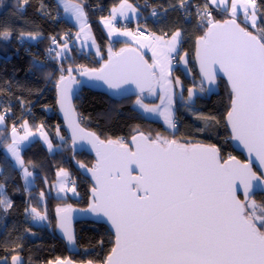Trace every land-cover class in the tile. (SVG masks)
Returning <instances> with one entry per match:
<instances>
[{"label": "snow or ice", "instance_id": "6c2138e0", "mask_svg": "<svg viewBox=\"0 0 264 264\" xmlns=\"http://www.w3.org/2000/svg\"><path fill=\"white\" fill-rule=\"evenodd\" d=\"M28 2L18 0V10L22 12ZM212 6L222 8L229 18L216 20L210 10ZM171 7L190 15L189 9L193 6L189 0H176ZM43 8L41 4L38 10L43 11ZM63 8L65 13H72L83 32L87 18L85 5L75 0H63ZM128 12L137 14V7L128 0H120L119 7H113L109 17L102 18L105 27L110 30L109 35L113 32L132 35L113 26L117 14L127 16ZM241 14L244 17L243 26L237 22ZM152 15L156 16L157 12L153 11ZM196 16L204 29L203 34L196 38V59L202 77L199 90L205 91L202 86L204 81L215 83L217 70L224 73L230 86L226 128L230 130L231 140L238 141L250 156L255 153L260 171L253 170L251 161L242 163L231 155L225 159L221 146L217 144L182 143L160 134L153 138L151 134L138 132L131 137L130 147L123 139L105 141L95 133H86L97 155L96 165L87 169L95 182L90 189L88 210L104 216L115 235L114 246L103 264H264V202L257 203L254 199L257 190L264 193V3L258 0H204L202 6H196ZM14 31L7 23L0 26V40H10ZM41 35L39 31L21 30L18 38L37 40ZM151 36L156 49L151 65L142 57L125 55L126 51L131 52L130 49H121L119 54H113L109 49L106 63L99 69H84L81 75L92 76L114 89L131 81L141 92L144 83L150 84L156 79L162 91L165 90L173 83L167 78L172 54H179L184 33L176 28L170 36L168 33L162 36L152 33ZM60 39L63 40L62 45L56 37H51L52 43L60 50L49 48L50 58H62L71 51L68 37ZM54 51L55 57H51ZM186 56L187 53L180 57L185 64ZM55 72L59 73L57 102L65 109L73 69H65L61 65L47 74L46 79L50 80ZM174 83L180 85L181 81L177 77ZM194 94V90L189 88V99ZM161 100L163 102V96ZM136 103L145 111H158V108H147L139 98ZM9 111L10 108H4L0 124L4 123ZM165 113L166 123L175 128L171 112L166 108ZM198 118L205 120L207 127L219 124L214 117ZM21 127L25 129L24 136H18L13 124L11 142L6 148L27 184L33 174L21 155V142L32 133L27 120ZM76 130L84 132L79 125H76ZM40 135L51 151L53 146L46 134L41 132ZM27 164L31 165V162ZM80 167L85 166L81 164ZM137 170L138 175H133V171ZM67 175L64 168L57 172V177ZM4 187V183H0V209L7 212L13 202L4 194ZM66 187L61 182L60 191H65ZM69 190L77 194L74 185ZM43 196L41 192L40 197ZM70 210L71 205H68L64 209L57 208L56 213L57 226L72 242L74 236L67 226L68 217L60 216L61 212ZM24 211L30 213L33 220L47 219L36 207H26ZM19 247L22 245L8 250L13 253L11 264H24L17 253ZM0 264H9L8 257L0 260ZM48 264L53 262L48 261ZM55 264L72 262L57 258Z\"/></svg>", "mask_w": 264, "mask_h": 264}, {"label": "trees", "instance_id": "16d2710c", "mask_svg": "<svg viewBox=\"0 0 264 264\" xmlns=\"http://www.w3.org/2000/svg\"><path fill=\"white\" fill-rule=\"evenodd\" d=\"M76 1L85 5L93 40L102 56L98 59L94 53L86 55L79 52L78 47H70L69 54L58 64V60L50 58L47 53L51 37H56L62 45L63 40L60 38L66 30L75 31V28L66 18L64 21L59 19L63 14L56 1L29 0L21 12L18 10V0H0V26L7 23L15 29L10 40H0V114H3L5 107L10 108L5 118L6 127L0 129V168L3 169L0 183H4V194L13 202L12 208L7 212L0 209V260L8 257L10 262L13 253L8 250L22 245L17 248V253L24 259V264H48V261L55 262L57 258H70L75 263L85 264L92 261L93 264H98L105 261L114 246L112 234L99 223H76V254L72 255L68 254L67 247L56 233L57 208L71 205L73 209H84L89 204L91 185L82 177L79 168L81 164L90 167L93 159L84 152H75L70 141L66 139L55 107L59 73L55 72L50 80L46 79V76L61 65L65 69L71 67L72 73L76 75L84 69H98L109 57V49L113 54L121 49L137 52L128 43L108 40L101 27L100 15L108 16L109 10L117 6L120 0ZM258 2L264 3V0ZM174 3L176 0H161L158 6L167 9L165 17L156 24L148 23L147 27L155 34L166 32L169 36L173 30L180 28L184 37L178 56L185 53L192 55L196 38L203 34L204 29L195 16L185 21L179 9H172L171 5ZM41 4L44 5L43 11L38 10ZM212 14L216 20L227 19L226 15ZM21 30L39 31L42 35L37 40L19 39ZM177 77L181 81L182 76L175 68L172 80L175 81ZM218 89V96L211 97L209 101L198 100L194 106L186 104L184 97H178L174 111L175 120L178 122L175 130H166L160 122L152 121L141 114L134 107V101L138 98L134 96H110L91 87H83L75 99L74 106L80 118V125L95 133L101 140L125 139L127 142L138 132L151 134L153 138L160 134L182 143L217 144L221 146L225 159L234 155L242 161V157L231 149L230 136L225 128L224 118L230 107V90L223 80L219 81ZM198 117H214L219 124L207 127L205 120ZM25 120L33 131H38L40 127L46 129L52 144L59 148L51 153L38 140L21 150L26 166L34 172L35 185L28 191L24 189L19 170L13 166L2 149L9 140L13 124L17 127ZM57 128L65 139L60 145L52 134ZM29 161L31 165L27 164ZM45 162H49L47 171L40 168ZM60 168L71 172L70 180L76 185L77 197L65 196L60 199L54 194L49 196L46 193V184L51 185L56 170ZM41 192L45 194L43 198L40 197ZM254 199L257 203L264 202L263 195H256ZM26 207H36L40 213L44 212L47 215L46 224L42 227L35 226L29 213L24 211Z\"/></svg>", "mask_w": 264, "mask_h": 264}, {"label": "water", "instance_id": "95a60500", "mask_svg": "<svg viewBox=\"0 0 264 264\" xmlns=\"http://www.w3.org/2000/svg\"><path fill=\"white\" fill-rule=\"evenodd\" d=\"M238 23L241 24V22H239V21H238ZM241 26H243V25L241 24ZM194 47L195 48H194L193 54L192 55L187 54V56L185 57V59L187 60V64H185L184 62H182L179 59L177 66H176V69H178L183 74L184 78L186 79L191 74L189 66L193 65L194 69H196L197 79H199L200 85H201L202 77L200 74V65L196 59V41H195ZM125 50H129V49H125ZM119 53L120 52L114 53V54H119ZM129 54L133 55V56L142 57L143 60L149 64L148 60H146V58L143 55H141L138 51L136 52V51L131 49L130 53L127 51L125 52V55H129ZM181 56H185V54H183ZM107 60H108V58L104 61V63H106ZM69 79H70V83H69V90H68V102L65 106V109H62L60 103L57 102L58 101L57 89H56V105H55V107H57V115L61 121V128H63L66 139H68L70 141V145H71L72 149H74L75 152H77V153L84 152L93 159V163L90 167L85 166L84 168H81V167L79 168L82 177H85L87 179V181L90 182V185L92 187L95 182L92 179V173L87 171V169L92 168L94 165H96L97 155H96V149L89 142V137H87V135H85V134L86 133H93V132H90L89 130H87L86 128H84L80 125V118L78 117V114L76 112V108L74 106V102H75L76 97L78 96L79 92L82 90L83 87H88V88L91 87V88L97 90L98 92H103V93L108 94L110 96L113 95L116 97H123V96L140 97V96L144 95L145 93H149L154 88L155 81L152 80L150 84L144 83L143 84L144 90L141 92L140 88L137 87V84L133 83L131 81H129L128 83H122L120 85L119 89H114V88H109L103 81L97 80L92 76L81 75V72L77 75L72 73V75ZM220 80H223L226 83L227 88L230 90V86L228 84L227 77L224 75V73L222 71L217 70V77H216L215 83L209 84L207 81H204L203 85H202L203 88L205 89L204 92H201L200 90H197L196 88L192 87L195 94L193 95V97L191 99H189L188 91H187V94L185 96L184 101H186V104L194 106L196 104V100H198V99L203 100V101H209V99L211 97L218 96L219 91H220V89H218V84H219ZM149 88H151V90H149ZM181 90H182L181 87L177 88L179 98H181V96H182ZM224 121H225V118H224ZM76 125H79V128L83 129L84 132L81 133L78 130H76ZM225 128H226V121H225ZM74 130H75V140H73ZM226 131L228 132V134L230 136V130L226 128ZM135 135H137V134H135ZM230 142H231V149L233 150V152L237 153L238 155H240L242 157V161L240 159H238L237 157H236V159L242 163H248L249 161H251V166H252L253 170L259 172L260 171V162L256 159L255 153H252L250 156L248 150L245 149L241 144H239L238 141H233L230 138ZM127 143L131 147V139H129V141ZM133 167H135V166H133ZM133 175H138V170L133 171ZM256 195H263L264 196V193L257 190L255 196ZM241 199H243L242 195H241ZM90 200H91V191H90V197H89L88 202H90ZM88 207H89V204L86 207H84V209H76V208L73 209V208H71V210L69 212H67V213L61 212V214H60L61 218H63L65 215H67V217H68V225L67 226H68L69 231L74 236V240L72 242H70L67 239V237L64 235V231L60 227L57 226L56 233L60 237V239L64 242L65 246L67 247V252L69 255L76 254V246H75V239H76L75 225H76V223L91 222V223H99V224L103 225L109 231V233L112 234L113 244H114L115 235H114V229L111 227V224L107 221V219L104 216L99 215L97 213H94L92 211H89ZM55 214H56V225H58L57 213H55ZM22 260L24 262L23 258H22ZM64 261H71L72 264H82V263H77V262L75 263L70 258H66ZM9 264H11V260H10ZM53 264H55V262H53ZM85 264H88V262ZM98 264H103V263H98Z\"/></svg>", "mask_w": 264, "mask_h": 264}, {"label": "crops", "instance_id": "0c3cea01", "mask_svg": "<svg viewBox=\"0 0 264 264\" xmlns=\"http://www.w3.org/2000/svg\"><path fill=\"white\" fill-rule=\"evenodd\" d=\"M129 3L131 4L130 1H129ZM119 4H120V2L115 7H119ZM213 7H215V6H213ZM111 9L109 10L108 15H110ZM218 9L219 10H222V8H218ZM137 16H138V14H133L131 12H128L127 13V16H120L119 14H117L116 19L124 18V19H127V20H130V19L131 20H136L138 18ZM65 17H66V20H68V22L75 28V31H78V33H79L80 31L75 26V23L73 22V20H70L69 18H67V16H65ZM238 19H239V21L241 23H244V17H243L242 14L239 16ZM87 24H88V22H87ZM101 27L104 30V32H105L106 37H107L108 40H110L111 42H114V41H117V42L123 41L125 43H128L130 46L132 45L135 48V50H137L141 55H143L146 58V60H148L149 65H151L153 63V51L156 50V49L153 46L152 37H147V36H141L140 37V36H134L133 34L131 36H124V35H120L117 32H113V34L115 35L114 36L115 38H110V37H108L110 30L108 31L107 29H109V28L105 27V21H102L101 22ZM125 30H127V29H120V32H123ZM127 31H129V32L132 33L131 30H127ZM80 36L81 35L77 36L78 37V40L81 43V46L80 47L77 46L79 52H83L86 55H88L89 53H94L97 58H100L102 56V54H101V51H98V46L96 45L97 46L96 49L90 48L87 51V49H86L87 47H86L84 41L82 40V38ZM156 36H158V34H156ZM134 37H137L138 40L135 39ZM59 50L60 49L58 48L57 51H59ZM180 50H181V48L179 46V52H180ZM98 52H99V55L97 54ZM174 56H177V54L176 53H173L172 54V57H174ZM175 67H176V64L174 65L171 62V65H170V68H169L170 75L167 78L169 80L173 81V83L171 85H168L165 88V90L162 91L160 89V88H162L161 84L158 83L156 79H154L153 81H155V85H154V88L149 92V94H145L144 97H138L142 101L143 105H145L147 108H149V109L158 108V111H145V108L144 107H141V105H138L136 103V101H137L138 98L136 99V101H134V103H135L134 104V107L141 114H144V116H146L148 119H150L152 121H155V122L158 121V122H160L166 128L169 127V125H168V123H166L165 114L164 115L161 114V113H164L165 112V109L166 108L172 113V119L173 120L175 119V112H174V110H175V105L177 103L176 102V99L178 98V91H177L176 85L174 83V80H172V73L175 70ZM156 72H157V78H158L159 77V68L156 69ZM162 96L164 97L163 102L161 100V97ZM169 98L171 99V103H169ZM20 126L21 125H19L18 128H21ZM40 129H42L45 132H47V130L44 129V128H41V127L38 128L39 131H40ZM55 130H57V129H55ZM9 134H10L9 135V139H10V137L12 136V130L11 129H10V133ZM17 134H18V136H24L25 135V130H23V132L20 133V130L18 129L17 130ZM59 137L60 138L58 140L57 139L56 140H57L58 144L60 145L61 143H63L65 141V139L64 138L61 139V137H62L61 134L59 135ZM38 140H40V139H39V137L37 136L36 133L30 135L27 140L21 142V150L24 147H26V144L27 143H31L33 141H38ZM40 141L42 142V140H40Z\"/></svg>", "mask_w": 264, "mask_h": 264}, {"label": "rangeland", "instance_id": "374dc122", "mask_svg": "<svg viewBox=\"0 0 264 264\" xmlns=\"http://www.w3.org/2000/svg\"><path fill=\"white\" fill-rule=\"evenodd\" d=\"M56 1V3H57V6L59 7V9L62 11V14L64 15V17L65 16H67V18H69L70 20H73V22L75 23V26L77 27V29L80 31L79 33V35H81L80 37L82 38V40L84 41V43H85V45H86V49H87V51L90 49V48H94V49H96V45H97V43L95 42V44H93V36H92V30H90V27H89V25L87 24V22H88V19L86 18V21H85V28H84V31L83 32H81V28H80V24L76 21V19H75V17L72 15V13L71 12H68V13H65L64 12V8H63V0H55ZM75 2L76 3H80V2H78V1H76L75 0ZM85 11H86V9H85ZM86 14H87V12H86ZM66 18V17H65ZM103 21V20H102ZM101 21V22H102ZM108 31H109V29H107ZM115 35L112 33L111 35H109L108 37H110V38H115L114 37ZM75 42H76V44H74V45H69L68 44V47H69V49H70V47H77V46H81V43H80V41L78 40V37H76V39H75ZM58 50V47L56 48V51ZM67 54H69L68 52L67 53H65L64 54V56L62 57V58H57V60H63V58L65 57V56H67ZM100 57V56H99ZM99 59V58H98ZM161 90H162V88H160ZM145 94H149V93H145ZM145 94L144 95H142V96H140V97H144L145 96ZM136 101V100H135ZM135 104V103H134ZM176 106V105H175ZM175 111V110H174ZM165 113V112H164ZM172 114V113H171ZM167 115V113H165V116ZM174 121V120H173ZM24 123V122H23ZM23 123H20L19 125H23ZM19 125L16 127L17 128V130L19 129L20 130V133H22L23 132V130H25L24 128H22L21 126V128H18L19 127ZM29 126V125H28ZM4 127H6V120L4 121V123L3 124H0V129H2V128H4ZM166 130L167 129H173V128H171V127H164ZM30 129V128H29ZM11 130H12V127H11ZM30 131H31V133L32 134H37V136L39 137V139L40 140H42V142H43V144H44V146L46 147V149L47 150H49L48 149V145H47V143L45 142V139L44 138H42L41 137V135H40V133L41 132H43V133H45L46 134V137H47V140L48 141H50L51 142V140H50V136H49V132L47 131V132H45L44 130H42V129H40V131L38 130L37 132L36 131H33L32 129H30ZM52 132V131H51ZM55 133V134H54ZM53 137L55 138V139H59L60 137H59V135L61 134V130H59L58 128H57V130H55L53 133ZM10 135V134H9ZM49 136V137H48ZM11 142V137H10V139L8 140V142H6V144L3 146V152H5L6 153V155L8 156V158L10 159V162L13 164V166L15 167V168H17L18 170H19V173L21 174V178H22V184L24 185V189H27L26 191H28V190H30V188H32V187H34V185H35V183H34V172L33 171H31L30 169H29V171L30 172H32V176L31 177H29V183H25V181H24V179H23V177H22V171H21V169L20 168H18L16 165H15V162H14V160L12 159V157H11V154L10 153H8L7 152V148H6V145L8 144V143H10ZM125 142H126V140H125ZM128 142V141H127ZM126 142V143H127ZM29 143H27L26 144V146L28 145ZM52 144V143H51ZM52 150L51 151H49V152H51V153H53L54 151H56L57 149H59L57 146H54L53 144H52ZM227 159V158H226ZM48 165H49V162H45V163H43L41 166H40V168L43 170V171H47V169H48ZM66 171H67V173H68V175H67V177H64V176H60V177H57V172L59 171V169L58 170H56L57 172H56V175H55V179L52 181V183H51V185H49V184H46V193L49 195V196H52V194H54V196L55 197H57V198H64L65 196H70L71 198H73V197H77V195H78V192H76L77 194H73L72 193V191H70L69 189L74 185L75 186V188H76V185L75 184H73V185H70L69 184V182H68V180H70V178H71V172L70 171H68L67 169H65ZM72 181V180H71ZM61 182H64L66 185H67V187H66V189H65V191H60V184H61ZM73 183H74V181H73ZM3 192H4V189H3ZM45 195V194H44ZM44 197V196H43ZM64 208H66V207H63V208H61V209H64ZM42 215H45V213L44 212H42L41 213ZM29 215L31 216V214L29 213ZM47 216V215H46ZM31 222L35 225V226H38V227H42L43 225H45L46 224V222H47V219L46 220H33L32 218H31Z\"/></svg>", "mask_w": 264, "mask_h": 264}, {"label": "built area", "instance_id": "2783aa9c", "mask_svg": "<svg viewBox=\"0 0 264 264\" xmlns=\"http://www.w3.org/2000/svg\"><path fill=\"white\" fill-rule=\"evenodd\" d=\"M129 1L131 2L132 5L137 7V14H138L137 17L138 18L136 20H131V19L127 20L124 18L115 19L113 21V26L119 30L120 29L131 30L132 34L134 36H140L139 33L143 32L144 33L143 36L152 37L151 34L154 32H153V30H151L147 27V24L148 23L156 24V23L160 22L162 20V18L165 17V14H166L165 9L164 8L161 9L160 6H158V3L161 0H128V2ZM189 2L193 6L191 9H189L190 15H186L184 10L179 9V11L181 12V15L183 16V19L185 21H189L191 18H193L195 16L197 18L199 24H200L199 18L196 16V6L197 5L202 6L204 3V0H189ZM210 10L212 11V13H218L221 15H226V17L228 16L226 13L223 12V10H219L216 7L212 6L210 8ZM98 11H99V9H98ZM153 11L157 12L156 16L152 15ZM105 17H109V15L108 16L100 15V18H99L100 21H102V18H105ZM59 19L61 21L65 20V18L63 16H59ZM164 33H166V32L158 34V36H162ZM77 34H78L77 31L67 29L63 37L67 36L68 40H69L68 44L74 45V44H76L75 39L77 37ZM19 42L22 44V42L20 40H19ZM49 48L56 49L57 45H54L51 41V45ZM47 53H48V51H47ZM51 57H55V51L51 53ZM61 60H58V64L61 62ZM177 62H178V57L174 56L172 58V63L175 65ZM173 122L176 124V127L173 128L172 130H175L178 127V122L176 120H174ZM169 130H171V129H169ZM123 140L125 141V139H123ZM68 182L70 185H73V181L68 180Z\"/></svg>", "mask_w": 264, "mask_h": 264}, {"label": "flooded vegetation", "instance_id": "af4514ba", "mask_svg": "<svg viewBox=\"0 0 264 264\" xmlns=\"http://www.w3.org/2000/svg\"><path fill=\"white\" fill-rule=\"evenodd\" d=\"M116 53H118V52H116ZM189 69H190L191 74L186 79L184 78L183 74L179 71L181 76H182L181 84L176 85V88L181 87V89H182L181 90L182 91L181 98L184 97V100H185V96H186L189 88L193 87V88H196L197 90H199L198 86L200 85V81H199V79H197L196 69H194L193 65H190ZM201 92H204V91H201ZM198 100H200V99H198ZM198 100H196V104H197Z\"/></svg>", "mask_w": 264, "mask_h": 264}]
</instances>
